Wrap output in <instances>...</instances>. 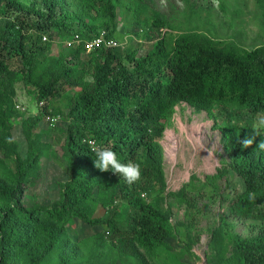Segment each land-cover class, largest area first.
I'll use <instances>...</instances> for the list:
<instances>
[{
	"label": "trees",
	"instance_id": "obj_1",
	"mask_svg": "<svg viewBox=\"0 0 264 264\" xmlns=\"http://www.w3.org/2000/svg\"><path fill=\"white\" fill-rule=\"evenodd\" d=\"M175 1L183 4L176 23L158 8V0H35L30 6L0 0V264H114L122 255L123 264H168L156 258L161 248L175 250L171 210L146 202L141 193L165 190L160 138L181 101L205 111L221 131L230 161L222 160L212 177L233 171L243 181L229 213L264 220V151L256 148L264 130L251 147L241 143L254 134L253 124L264 113V43L248 49L216 38L209 0ZM254 6L264 22V0H254ZM219 8L226 10L223 4ZM119 17L130 18L125 35L144 32L145 54H138L139 45L86 52L85 42L101 31L122 42L115 37ZM54 35L77 41L64 49L67 54L45 57ZM20 87L38 106L22 121L24 153L11 122L19 116L14 98ZM67 87L74 91L61 114L52 99ZM47 115L66 122L64 128L54 126L60 156L39 132ZM88 140L112 149L122 163H140V180L129 185L119 174L97 169ZM61 157L68 178L58 183L59 197L49 204L27 198L43 159ZM249 192L256 193L254 202ZM187 193L183 187L166 195L193 205ZM119 199H127L126 215L117 208ZM92 200L102 208L108 203L111 210L90 214ZM73 219L103 228L75 242L66 234ZM226 225L221 222L211 232L214 264H264V228L242 236L225 231ZM176 250L185 257L179 264H192L189 247ZM111 252L119 255L110 258Z\"/></svg>",
	"mask_w": 264,
	"mask_h": 264
},
{
	"label": "rangeland",
	"instance_id": "obj_2",
	"mask_svg": "<svg viewBox=\"0 0 264 264\" xmlns=\"http://www.w3.org/2000/svg\"><path fill=\"white\" fill-rule=\"evenodd\" d=\"M209 2L214 7V12L209 17V24L216 32V38L233 39L240 46L248 49L264 43V22L254 6V0H209ZM157 3L158 8L171 22L176 23L179 20L175 18H179L177 11L180 10V15L182 13V2L173 0L168 3L165 0H158ZM221 4L225 6V11L219 8ZM120 17L115 37L121 39L125 47L137 48L139 45L138 54H145L149 42L145 40L144 32L139 29L132 34V39L129 40L124 33L127 30L126 24H131L130 18L125 20ZM200 24V30H203L202 22ZM53 38L51 47L42 55L57 56L58 52L67 54V50H64L67 48L64 40L57 35ZM73 91L74 88L71 87L60 89V94L52 99V103L57 108H62L61 114L68 110L66 106L68 96ZM14 100L19 116L11 119L12 136L19 144L18 150L24 153L26 143L22 121L25 117L35 115L38 112V106L30 100L21 87L17 88V96ZM50 116L47 115L41 122L39 132L43 134L44 141H51V150L60 156L62 151L57 139L58 130L54 126L64 128L66 122L63 116L58 119ZM213 125L214 120L205 111L198 112L192 106L182 102L176 106L172 122L160 140L164 153L163 169L166 187L162 192L151 190L148 196L144 197L146 202L149 201L157 207L170 208V221L177 238L170 239L175 250L168 251L161 248L156 262L179 264L185 257L182 250L180 252L176 248L186 245L193 253L187 252L192 264H214L216 257L211 248L210 238L213 229L221 222L227 223L223 226L225 231L228 230L242 236H248L259 228H264V220L237 218L229 213L230 201L245 187L242 179L233 171L224 177H212L218 172V168L222 167V160L230 161L221 142V131ZM42 163L40 175L34 185L25 191V194L27 198L35 197L38 201L49 204L59 197L58 183L67 180L68 171L63 166L62 157L43 159ZM183 187L188 190L187 198L194 206H188L185 202L179 203L176 199L173 200L172 196L166 195L168 192H176ZM125 200L127 201V199H119L117 205L123 215H126L130 209L125 205ZM99 203L96 200L90 201V214L103 216L105 210H111L107 207L108 203L103 208ZM69 223L66 234L75 242L86 238L91 239L89 236L95 235L103 228L102 226L90 228L79 219H73ZM223 242L228 244L227 239ZM87 245L90 247V242ZM107 247L110 246L107 245ZM107 250L104 248V251ZM110 255V258H114L119 254L111 252ZM124 258L126 259V256L122 255L115 259L114 264H123Z\"/></svg>",
	"mask_w": 264,
	"mask_h": 264
},
{
	"label": "clouds",
	"instance_id": "obj_3",
	"mask_svg": "<svg viewBox=\"0 0 264 264\" xmlns=\"http://www.w3.org/2000/svg\"><path fill=\"white\" fill-rule=\"evenodd\" d=\"M18 1L24 3L27 6H30V4L33 1H35V0H18ZM101 33H104V36L107 39H109L106 36V32L105 31H101ZM100 34L97 35V36H100ZM129 36L132 37L133 35L130 34ZM129 36H128V38H129ZM42 40L43 41H46V40H49V39H48V37L46 35H43L42 36ZM114 40H116V39H114ZM76 41L77 40H73V39H66V40H64L67 48L70 47L73 43H76ZM88 41H90V40H88ZM68 42L70 43L69 45H68ZM117 42L119 43L117 46H120L122 48L125 47V45H124L123 42H119V41H117ZM117 46H115V47H117ZM182 102L183 101L179 102L178 104H180ZM184 103H186V102H184ZM176 106H175V111H176ZM260 130H264V113L260 114L259 117H258V119L254 122V124H253V133L254 134L253 135H250V136H245V138L241 142L242 143V146L244 148L251 147L253 145V143H254L255 136H257V135L260 134ZM161 138H160V140H161ZM9 142H11V141H9ZM87 142L89 144L90 151L93 152V153H95V156H96V159H94V166L97 169H99L101 172H108L109 170H111L113 173L119 174L120 177L123 178L124 181L126 183H128L129 185H131V184L137 182L138 180H140L141 173H142V168H141V164L140 163L132 162V161H129L128 163H122L117 158L116 153L112 149L107 148V147H98L96 145L95 141H93V140H88ZM160 143H161V141H160ZM256 148L260 149L261 151H264V140H262L256 146ZM141 196L145 199V197H147V193L142 192L141 193ZM248 199H249V201L254 202L256 200V193L255 192H249L248 193Z\"/></svg>",
	"mask_w": 264,
	"mask_h": 264
},
{
	"label": "built area",
	"instance_id": "obj_4",
	"mask_svg": "<svg viewBox=\"0 0 264 264\" xmlns=\"http://www.w3.org/2000/svg\"><path fill=\"white\" fill-rule=\"evenodd\" d=\"M70 43L68 42V45ZM119 43L112 39V38H109L107 39L105 36H104V33H101L100 36H97L95 37L94 39L90 40V41H87L85 42V50L87 52L91 51L92 49L94 48H98V47H115L117 46Z\"/></svg>",
	"mask_w": 264,
	"mask_h": 264
}]
</instances>
